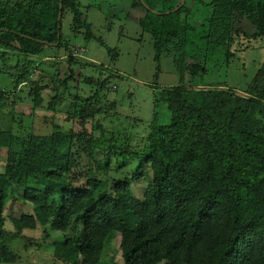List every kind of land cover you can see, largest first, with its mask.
I'll return each instance as SVG.
<instances>
[{"label": "trees", "instance_id": "trees-1", "mask_svg": "<svg viewBox=\"0 0 264 264\" xmlns=\"http://www.w3.org/2000/svg\"><path fill=\"white\" fill-rule=\"evenodd\" d=\"M181 3L134 0L146 11L140 26L153 38L156 62L173 54L181 77L180 84L158 91L155 109H166V122H159L156 110L140 149L118 147L121 132L91 138L92 149L116 158V171L136 160L128 175L109 176L107 160L90 165L86 184L74 187V149L85 136L54 124L49 134L20 138L12 121L0 118V150L8 149L0 172V263L16 260L9 244L40 227L47 240L50 230L63 234L64 241L54 243V257L64 264H102L107 245L118 235L125 264H264V63L243 92L204 81L209 64L234 57L246 23L255 30L250 38H264V0H186L175 11ZM66 11L92 38L80 0L0 6V63L13 75L15 91L32 81L36 65L30 57L62 48L61 37L55 44ZM13 58H18L14 65ZM79 64L69 58L70 75L57 78V87L69 89ZM45 89L37 85L31 92L35 105L44 104ZM64 100L56 94L50 109ZM116 110V102L109 104L94 91L80 114L113 122ZM146 172L149 183L136 197V181ZM8 199L33 208L13 219L14 232L6 229Z\"/></svg>", "mask_w": 264, "mask_h": 264}, {"label": "rangeland", "instance_id": "rangeland-1", "mask_svg": "<svg viewBox=\"0 0 264 264\" xmlns=\"http://www.w3.org/2000/svg\"><path fill=\"white\" fill-rule=\"evenodd\" d=\"M16 1L0 0V6ZM80 10L91 26L92 38L86 37V29L76 25L71 11H66L60 32L62 48H46L43 58L30 57L36 65L32 81L19 91L14 90L13 75L6 72L0 63V92L5 94L3 100L0 94V118L5 122L12 121L14 136L27 138L49 134L54 124L85 136L82 145L75 146L72 160L75 174L73 186L77 188L86 184L90 165L95 167L97 163L109 160L110 169L113 170L109 176L114 178H122L123 174L128 175L134 170L137 161L128 159L116 171V158L108 157L107 150L92 149L91 138L99 140L103 134L109 136L121 132L118 147L125 148L128 144L140 149L149 137L156 110L159 122H166V109H155L158 91L180 84L181 79L173 54L163 55L160 64L156 62L153 38L140 26V19L146 15V11L141 6H134V0H80ZM242 29L241 32L250 35L241 33L242 37L236 38L234 57L229 62L207 66L208 72L204 78L207 85L224 84L243 92L262 67L264 38H250L255 30L247 23ZM71 56L80 61L79 65L74 66L76 78L70 83L69 89L57 87V78L61 81L70 75L68 65ZM17 61L18 58H13L9 63L14 65ZM103 82H106L105 89L101 88ZM37 85L47 88L42 93V107L35 105L31 93ZM94 91H99L109 104L116 102L115 121L111 122L104 116L81 118L84 102ZM59 93L63 94L65 100L52 110L49 103ZM76 94L79 97L77 102ZM74 110L75 114L71 115ZM7 158L8 149L0 150L2 173ZM149 180L150 176L146 172L144 177L136 181L137 186L133 189L136 197H141ZM32 209L31 205L8 199L4 213L6 229L14 232L13 219H19L22 213H31ZM76 229V225H73L69 234L72 235ZM49 235L50 240H47L40 227L36 231L26 230L23 238L9 244L16 260L0 264H64L54 257V243L63 242V234L50 230ZM120 243V235L109 242L102 264H125Z\"/></svg>", "mask_w": 264, "mask_h": 264}, {"label": "water", "instance_id": "water-1", "mask_svg": "<svg viewBox=\"0 0 264 264\" xmlns=\"http://www.w3.org/2000/svg\"><path fill=\"white\" fill-rule=\"evenodd\" d=\"M185 2H186V0H182L181 5H180L178 8H176L175 11H178L180 8H182V7L184 6ZM60 8L62 9V4H60ZM60 18H61V14H60ZM60 37H61V36H60V33H59V34H58V42H57L55 45H58V44H59Z\"/></svg>", "mask_w": 264, "mask_h": 264}]
</instances>
